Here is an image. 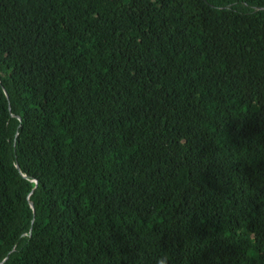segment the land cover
Returning <instances> with one entry per match:
<instances>
[{
	"label": "trees",
	"instance_id": "16d2710c",
	"mask_svg": "<svg viewBox=\"0 0 264 264\" xmlns=\"http://www.w3.org/2000/svg\"><path fill=\"white\" fill-rule=\"evenodd\" d=\"M0 264H264V0H0Z\"/></svg>",
	"mask_w": 264,
	"mask_h": 264
},
{
	"label": "rangeland",
	"instance_id": "374dc122",
	"mask_svg": "<svg viewBox=\"0 0 264 264\" xmlns=\"http://www.w3.org/2000/svg\"><path fill=\"white\" fill-rule=\"evenodd\" d=\"M0 93L2 94V92L0 91Z\"/></svg>",
	"mask_w": 264,
	"mask_h": 264
}]
</instances>
